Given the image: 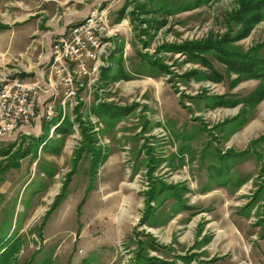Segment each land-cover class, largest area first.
I'll return each instance as SVG.
<instances>
[{
    "label": "rangeland",
    "instance_id": "374dc122",
    "mask_svg": "<svg viewBox=\"0 0 264 264\" xmlns=\"http://www.w3.org/2000/svg\"><path fill=\"white\" fill-rule=\"evenodd\" d=\"M64 1L0 0V86L42 81L41 62L71 14L81 12L77 22L106 9L109 20L96 73L64 104L58 97L50 119L0 135V149L15 156L0 154V162L15 160L0 173L2 245L14 248L4 264H264V96L246 102L259 79H238L213 50H186L231 25L227 32L243 28L232 45L259 47L264 58V12L249 14L263 0H195L170 14L164 9L182 0ZM236 10L241 18L230 17ZM159 194L195 208L183 227L154 231V239L143 223ZM206 210L231 211L240 242L235 229H220L223 220L205 228L217 221ZM202 239L207 246L193 250Z\"/></svg>",
    "mask_w": 264,
    "mask_h": 264
},
{
    "label": "built area",
    "instance_id": "2783aa9c",
    "mask_svg": "<svg viewBox=\"0 0 264 264\" xmlns=\"http://www.w3.org/2000/svg\"><path fill=\"white\" fill-rule=\"evenodd\" d=\"M96 12L93 10L77 22L70 20L68 28L50 44L49 54L41 62L47 65L41 82L26 83L14 78L0 86V135L40 116L50 119L56 99L62 96L64 104L76 94L80 79L96 73L104 52L101 30L109 21L106 9L100 15Z\"/></svg>",
    "mask_w": 264,
    "mask_h": 264
},
{
    "label": "trees",
    "instance_id": "16d2710c",
    "mask_svg": "<svg viewBox=\"0 0 264 264\" xmlns=\"http://www.w3.org/2000/svg\"><path fill=\"white\" fill-rule=\"evenodd\" d=\"M195 0H182L179 2L178 5L174 6V7H168L165 10L166 13H173L174 10H189L191 9L194 5ZM164 6L166 5H162L161 7H159V9H162ZM261 9L260 12L259 11H253L252 9L249 11V14H253V17L256 18H260L261 14L264 12V0L261 4ZM248 11V9L245 10V12ZM251 12V13H250ZM243 10L240 14H243ZM231 16H237L238 18H241L242 16L238 15V11L236 10L234 13H232L230 15ZM227 20V19H226ZM228 22V20L226 21ZM255 21H252V23H254ZM230 26L227 28V30L230 29ZM244 26V25H242ZM223 34H221V36L216 37L215 35V39L210 41L212 42L211 44L207 45L206 47H195L194 49H186L189 50V55L191 57H200L199 55L194 53V50H198L200 49V51H205V52H212V50L215 52V57L218 58L219 60H221L222 62H225L228 69L231 71H234L235 73H237V77L238 79H259V83L257 85V88L255 90V92H253L252 94V99L247 100L246 102H252L253 104L255 102H257L260 98H262L264 96V72L262 71V67L264 66V58L259 54V47H253V48H249L246 52H241L238 50L239 47H235L232 45L230 40H237V39H241L243 37L242 34V29H240L239 31L236 32H232V31H228ZM183 44L175 46V49H178V47H181ZM189 46V44H188ZM191 47V46H189ZM195 54V55H194ZM202 61L204 63H206L207 66H211L209 64V62H207V60L205 58H202ZM214 71V70H213ZM215 75L211 76L215 81H220L222 79V74L215 72ZM236 101H225L220 99L219 101H217V104L219 105H223V106H228V105H234L236 104ZM26 152V151H25ZM0 154L3 155L4 158L9 157V155H11V157H15L14 155H12L11 150L8 148L5 149H0ZM30 154V150L28 151V153H21L20 157H26ZM19 156V155H18ZM6 159V160H7ZM5 161H1L0 162V173L4 172L5 170H7V167H9V165L13 164L15 162V160L10 159L8 160V163ZM70 174V175H69ZM65 179V182L62 185V188L66 185V183L69 181L68 179H70V176L72 175V173H69ZM62 191V190H61ZM1 195V193H0ZM61 194H58L57 196H59ZM60 197V196H59ZM57 198V197H56ZM55 198V200L53 201V205L51 208H53L55 206V204L58 202V200ZM59 199V198H58ZM52 210V209H51ZM4 231H0V264H4L6 259L10 256V254H12L14 248H13V243L8 242L4 245H2V240L4 239ZM13 248V249H12ZM150 259H152L153 261L156 260L157 264H169V261H160V259H155L154 257H151ZM155 262V263H156ZM153 263V264H155Z\"/></svg>",
    "mask_w": 264,
    "mask_h": 264
},
{
    "label": "crops",
    "instance_id": "0c3cea01",
    "mask_svg": "<svg viewBox=\"0 0 264 264\" xmlns=\"http://www.w3.org/2000/svg\"><path fill=\"white\" fill-rule=\"evenodd\" d=\"M66 1H68V0H66ZM66 1H64V2H66ZM79 13H81V12L77 11L73 15L71 14V18L68 17V19H70V20H72V19L76 20L77 19L78 20L80 18V16L82 15ZM66 23H67V21H64V23H62L61 25L59 24L60 26L54 25L57 28H54V31L52 32V34L53 35L57 34L60 30H62L65 27ZM34 31L35 30H33V32ZM156 196L157 197H155L153 199V201L154 202L157 201L158 206L156 209L151 210V212L149 213L147 218L144 219V223H143L145 225V227H148L151 230V232L146 231V233L150 234L154 239H155L154 234H153L154 231L162 233V231H164L165 227L171 226V227H173V229H175V227L176 228L183 227L185 225V222H187V220H189V219H187L188 217L186 216V214H189V210L192 211V209L195 208L194 206H190V205H184L183 206L181 204L183 202V200H181V199H179L178 203L175 204V202L177 201V199L175 197L167 198V197L161 196L160 194H159V196L158 195H156ZM174 204H175V206H173ZM206 211L207 212H204V213H206L208 220L211 219L212 217H215L217 219V221L216 222H215V220L207 221L205 228L211 222L219 223L220 220H223V222L221 224H219V227L221 230H223L222 227H228L230 230H231V228H233V229H235V231H232V230L230 231L231 236L235 237L236 239H238L237 236L241 237V233L239 232V230H241V228L235 227L234 225H232L233 223L231 224V221L229 220V217L231 215V211H223V212L218 211L217 213H214V212H211L208 210H206ZM124 216H125L126 220L128 221V224H129V219L133 218L134 215H132V214H130V212H128V213L124 214ZM220 218H222V219H220ZM132 224H133V222L130 220V225H132ZM198 235H199V233H197V236ZM158 236L161 237L160 234ZM238 240L240 242V239H238ZM204 242L205 241H203V239H202L200 244H199V242L198 243L194 242V245H192L193 250L195 249V247L199 250L200 249L202 250L203 248H205L207 245L201 246V247L199 246L201 244H204ZM225 248L227 249V246ZM229 250L232 251V249H229ZM204 254L205 253H203V255ZM221 254L224 255L225 253H221ZM211 257H212L211 255H207V257H205L204 260L208 261ZM234 257H235L234 255H233V257H230L229 261H232L234 259ZM223 263H224V261H223V259H221V261L220 260H214V261L209 262L208 264H223Z\"/></svg>",
    "mask_w": 264,
    "mask_h": 264
}]
</instances>
